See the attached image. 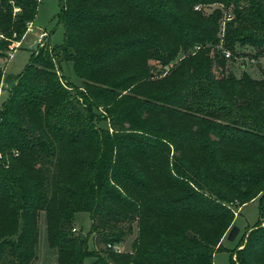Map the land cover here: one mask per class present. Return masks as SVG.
<instances>
[{"label": "trees", "instance_id": "16d2710c", "mask_svg": "<svg viewBox=\"0 0 264 264\" xmlns=\"http://www.w3.org/2000/svg\"><path fill=\"white\" fill-rule=\"evenodd\" d=\"M213 3L232 16L225 48L263 57L264 0H61L64 43L32 53L0 111V264H37L42 213L55 264H215L234 206L256 199L260 221L230 264H264V79L211 57L223 15L195 9ZM39 4L0 0V60ZM197 48L151 75L149 62ZM134 234L130 252L114 249Z\"/></svg>", "mask_w": 264, "mask_h": 264}, {"label": "rangeland", "instance_id": "374dc122", "mask_svg": "<svg viewBox=\"0 0 264 264\" xmlns=\"http://www.w3.org/2000/svg\"><path fill=\"white\" fill-rule=\"evenodd\" d=\"M61 10V0H40L38 14L35 20L34 31L29 32L23 36L19 41L20 47L13 54V56L0 60V66L3 69L4 83L3 92L0 98V111L3 109V103L8 99L9 91L15 83V78L19 76L27 67L30 62L32 53H37L40 46H38V39L43 31L48 33V38L46 43L49 44L50 49L54 46H59L64 43L65 40V28L63 23L59 18ZM195 10L201 11V13L208 17L215 14V11L221 12L220 25L221 32L219 34L220 43L218 46L210 48L211 45H207V50L211 49V57L214 58L215 51H219L222 57H225V75L232 74L237 78H240L243 74L248 75L252 79L261 80L264 79V56L259 58H254V50L251 47H240L238 46V51L240 55L233 56L232 51L227 50L224 44L225 36V26L227 21L232 18L225 4L213 3L208 5H199ZM230 10V9H229ZM231 11V10H230ZM45 43V44H46ZM200 49H192L182 53L177 60L172 62L168 66H162L157 61L149 62L151 66L152 76L156 75L158 78L165 77L170 69L176 67L182 58L191 55L193 52L195 55L196 51ZM245 52V54H243ZM229 53L230 57L226 54ZM215 62V60H214ZM217 64L214 66V74L219 77L221 76ZM60 76L64 78L65 82L71 83L72 86H81L80 79L75 75L73 71V66L71 64H64L62 69H59ZM103 111H100L102 113ZM100 126L104 128H109L108 122H103ZM235 210V220L226 232L222 245L224 250L217 252L214 256L215 264H230L231 254L230 252L235 250H241L242 246L245 244L247 238L249 237L252 229H254L260 221V200L256 199L252 202L245 204L242 207L234 206ZM91 214L87 212H81L75 216V230L77 233L88 239L89 249L91 252L95 251L94 236L91 235ZM237 226L240 229V233L234 242L228 241L227 237L231 229ZM264 226V224H263ZM136 237L134 234L128 237L123 244L116 245L114 249L119 252L127 253L131 251L132 243ZM57 262V255L55 252L51 251L48 241V230L47 221L45 213H42L40 218V235H39V255L37 264H55ZM84 264H90V259H87Z\"/></svg>", "mask_w": 264, "mask_h": 264}, {"label": "built area", "instance_id": "2783aa9c", "mask_svg": "<svg viewBox=\"0 0 264 264\" xmlns=\"http://www.w3.org/2000/svg\"><path fill=\"white\" fill-rule=\"evenodd\" d=\"M34 24L33 23H29L28 24V33L29 32H33L34 31ZM4 36L2 34H0V39H3ZM48 38V33L46 31H43L41 34H40V37L38 39V46L40 47H43L46 43V40ZM20 47V43L18 42H13L10 47H9V52H8V56H9V59L13 56V54L19 49ZM227 57H230V54L227 53L226 54ZM4 83H1L0 85V98H1V94L3 92V88H4ZM2 158L1 154H0V159Z\"/></svg>", "mask_w": 264, "mask_h": 264}, {"label": "water", "instance_id": "95a60500", "mask_svg": "<svg viewBox=\"0 0 264 264\" xmlns=\"http://www.w3.org/2000/svg\"><path fill=\"white\" fill-rule=\"evenodd\" d=\"M239 233H240V229L237 226H234L231 229V231L227 237L228 241L234 242L236 240L237 236L239 235Z\"/></svg>", "mask_w": 264, "mask_h": 264}, {"label": "crops", "instance_id": "0c3cea01", "mask_svg": "<svg viewBox=\"0 0 264 264\" xmlns=\"http://www.w3.org/2000/svg\"><path fill=\"white\" fill-rule=\"evenodd\" d=\"M34 24V26H35V23H33Z\"/></svg>", "mask_w": 264, "mask_h": 264}]
</instances>
